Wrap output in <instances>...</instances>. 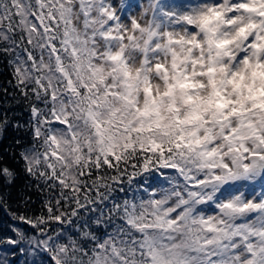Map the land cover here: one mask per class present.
Wrapping results in <instances>:
<instances>
[{
    "label": "snow or ice",
    "instance_id": "1",
    "mask_svg": "<svg viewBox=\"0 0 264 264\" xmlns=\"http://www.w3.org/2000/svg\"><path fill=\"white\" fill-rule=\"evenodd\" d=\"M0 62V210L27 226L0 245L42 264H264V0H0ZM9 149L40 215L11 210Z\"/></svg>",
    "mask_w": 264,
    "mask_h": 264
},
{
    "label": "trees",
    "instance_id": "2",
    "mask_svg": "<svg viewBox=\"0 0 264 264\" xmlns=\"http://www.w3.org/2000/svg\"><path fill=\"white\" fill-rule=\"evenodd\" d=\"M10 80V70L7 68L5 63L0 62V85L7 87L11 92L13 89L8 83ZM13 110L19 113L17 119L21 120L22 122L27 120L28 114L26 112H23L20 108H14ZM20 135L21 133H18L16 130L8 128L4 133L2 141L3 146L8 148V146L13 143L14 139ZM5 163H7L17 173L16 179L14 181V187L11 189V210L18 214L24 213L29 216L40 215L42 211H45L43 209L45 194H42L41 191H39L34 186L31 188L26 187V185L29 183V178L23 173L21 163L12 158L11 149H9L8 153L5 155ZM21 192L25 194L27 203L22 202L17 195ZM11 226L19 227L21 230H25L27 228V226L20 224L18 221L12 220L7 213L0 210V238L14 236V234L11 232ZM51 227L55 228L57 225L53 224ZM27 234L35 235V232L31 229H27ZM24 247L27 248V245H24ZM13 252L16 254L13 255ZM36 253L37 254L35 256L21 255L18 249H14L10 246L5 247L0 245V260L7 258L12 262V264H21L22 261L34 262V264H42V262L46 260V257L39 251V249L36 250Z\"/></svg>",
    "mask_w": 264,
    "mask_h": 264
}]
</instances>
